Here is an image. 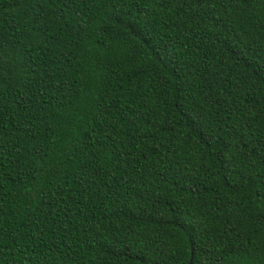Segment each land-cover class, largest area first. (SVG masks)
<instances>
[{
	"label": "trees",
	"instance_id": "obj_1",
	"mask_svg": "<svg viewBox=\"0 0 264 264\" xmlns=\"http://www.w3.org/2000/svg\"><path fill=\"white\" fill-rule=\"evenodd\" d=\"M264 264V0H0V264Z\"/></svg>",
	"mask_w": 264,
	"mask_h": 264
},
{
	"label": "water",
	"instance_id": "obj_2",
	"mask_svg": "<svg viewBox=\"0 0 264 264\" xmlns=\"http://www.w3.org/2000/svg\"><path fill=\"white\" fill-rule=\"evenodd\" d=\"M192 258H193V257L191 256L190 259H189L188 264H193Z\"/></svg>",
	"mask_w": 264,
	"mask_h": 264
}]
</instances>
